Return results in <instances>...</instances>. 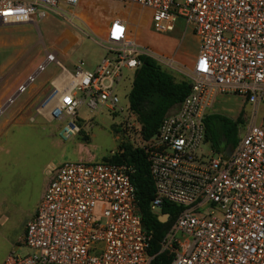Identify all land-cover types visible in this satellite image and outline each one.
<instances>
[{
    "label": "built area",
    "instance_id": "obj_1",
    "mask_svg": "<svg viewBox=\"0 0 264 264\" xmlns=\"http://www.w3.org/2000/svg\"><path fill=\"white\" fill-rule=\"evenodd\" d=\"M84 0H0V27L38 24L49 13L70 12ZM150 10L154 30L167 33L179 20L191 27L198 54L189 95L149 140L118 88L140 56L159 55L115 17L98 34L106 55L94 71H74L46 52L7 104L25 94L50 64L61 70L35 107V116L62 125L63 140L76 136L79 110L124 115L123 130L138 135L155 186L151 210L181 208L161 243L170 264H264V0H112ZM171 62L174 59H170ZM175 62V61H174ZM243 97L249 108L230 156L206 142V119L217 96ZM141 138H140V137ZM208 146L209 152L204 151ZM136 169L109 161L66 162L54 173L17 248L3 264H151L153 234L144 229L132 182ZM169 215L160 219L168 222Z\"/></svg>",
    "mask_w": 264,
    "mask_h": 264
},
{
    "label": "rangeland",
    "instance_id": "obj_2",
    "mask_svg": "<svg viewBox=\"0 0 264 264\" xmlns=\"http://www.w3.org/2000/svg\"><path fill=\"white\" fill-rule=\"evenodd\" d=\"M134 8L140 15L143 8L135 5L112 0L83 1L77 9L82 21L70 12L49 13L38 24L0 27V106L3 97L10 95L13 88L36 69L47 51L56 53L58 60L70 71H74L81 61L84 69L94 71L106 55V50L99 44L100 37L94 32L101 33L102 24L115 15L129 20ZM127 10H130L129 14H126ZM130 22L136 33L140 29L139 34L142 31L148 41L146 45L139 36L138 43L159 55L157 61L162 68L177 81L188 80L193 64L185 61L184 51L194 50L195 38L187 23L179 20L173 31L159 33L154 30L152 20L147 29L144 20ZM22 38L25 42L19 44ZM170 58H175V62ZM60 72L56 64H50L35 84L0 115V264L16 249L20 255L27 254V250L17 247L61 164L98 163L117 155L123 145L138 146V135L123 130L124 115H114L107 110L97 114L83 106L76 118L81 131L68 140L61 138L59 122L41 117L33 121L41 95ZM133 79L134 73L127 71L118 88L123 108L129 105ZM40 84H45L43 89L32 91ZM247 110L243 97L229 94L217 96L211 112L234 122L242 120L244 124L243 116ZM209 150L208 146L204 147V151Z\"/></svg>",
    "mask_w": 264,
    "mask_h": 264
},
{
    "label": "trees",
    "instance_id": "obj_3",
    "mask_svg": "<svg viewBox=\"0 0 264 264\" xmlns=\"http://www.w3.org/2000/svg\"><path fill=\"white\" fill-rule=\"evenodd\" d=\"M141 66L134 73L133 85L129 94L131 111L142 126L145 140L152 139L164 118L176 110L191 90L188 80L177 81L165 71L157 60L150 56H140ZM242 120L232 121L213 113L206 119V142L220 152L225 148L234 150L239 142ZM116 164H128L136 171L132 182L137 190V199L144 229L153 234L149 255L154 257L151 264H170L173 255L161 252V243L176 220L181 208L166 202L160 214L151 210L155 197V186L151 176L150 163L144 150L132 145H123L122 150L113 157L105 158ZM161 215H169V220L162 223Z\"/></svg>",
    "mask_w": 264,
    "mask_h": 264
},
{
    "label": "crops",
    "instance_id": "obj_4",
    "mask_svg": "<svg viewBox=\"0 0 264 264\" xmlns=\"http://www.w3.org/2000/svg\"><path fill=\"white\" fill-rule=\"evenodd\" d=\"M84 1H86V2H88V3H90V1L91 0H84ZM83 3V2H82ZM80 8H81V5H80ZM132 9V8H131ZM130 9V10H131ZM135 9L136 8H134L133 9V14L130 16V19L128 20L127 18H123V19H125L126 21H128V23L130 24V28H131V34L133 35V37L138 41V37L140 36V39H142L143 41H144V43L146 44V45H148V41H147V39H146V37L144 36V33L141 31V34H139V32H140V29H139V32H138V34L136 33V31L134 30V28H133V26H132V24H131V20L133 21V22H140V21H142V20H144L145 21V25H144V28H149L150 27V24H151V16H152V13H151V11L150 10H147V9H143L142 11H141V14L143 15H137V11H135ZM130 10H127L126 11V14H129L130 13ZM77 14H78V19L79 20H81L82 21V19L80 18V12H77ZM116 17H117V15H115ZM115 16H114V18H115ZM113 17H111L110 19H109V21L107 22V23H105V24H102V26L100 27V31H105V29L108 27V25H109V23H110V21L111 20H113L114 19ZM120 18H122V17H120ZM190 30H191V32H192V34H193V37L195 38V48H194V50L193 51H191V52H188V51H184V54H185V61H188L189 63H191V64H193L194 63V61H195V58H196V56H197V42H198V40H196L197 38H196V36L194 35V33H193V30H192V28L191 27H189V26H187ZM137 29V28H136ZM144 30V29H143ZM20 41V40H19ZM23 42H25L24 41V38H22V41L19 43V44H21V43H23ZM153 50V49H152ZM166 56H169V55H166ZM172 58V57H171ZM170 58V59H171ZM175 59V58H174ZM176 60V59H175ZM51 83V82H50ZM45 84H40V85H38V86H35L34 88H33V90L32 91H34L35 89H38L39 90V88H42L43 89V87L42 86H44ZM19 86V84L18 85H16L15 86V88H13V90H12V93H10V95H5L4 97H3V99H2V105L0 106V115H2L5 111H6V109L9 107L8 106V104H7V102H8V100H9V98L12 96V94L15 92V90H16V88ZM41 89V90H42ZM45 89V88H44ZM50 90V86L47 88V89H45V91L43 92V94L41 95L42 97L46 94V93H48V91ZM41 92V91H40ZM32 94V93H31ZM40 96V97H41ZM41 97V98H42ZM35 113V112H34ZM12 114V113H11ZM29 118V117H28ZM45 193V192H44ZM44 195V194H43Z\"/></svg>",
    "mask_w": 264,
    "mask_h": 264
},
{
    "label": "water",
    "instance_id": "obj_5",
    "mask_svg": "<svg viewBox=\"0 0 264 264\" xmlns=\"http://www.w3.org/2000/svg\"><path fill=\"white\" fill-rule=\"evenodd\" d=\"M221 153H226L227 157L230 156V153H231V149L230 148H225V150H221L220 151ZM162 223H166L167 221L166 220H162L160 219Z\"/></svg>",
    "mask_w": 264,
    "mask_h": 264
},
{
    "label": "bare ground",
    "instance_id": "obj_6",
    "mask_svg": "<svg viewBox=\"0 0 264 264\" xmlns=\"http://www.w3.org/2000/svg\"><path fill=\"white\" fill-rule=\"evenodd\" d=\"M100 32H103V31H100Z\"/></svg>",
    "mask_w": 264,
    "mask_h": 264
}]
</instances>
